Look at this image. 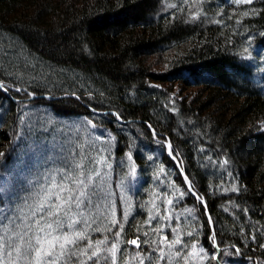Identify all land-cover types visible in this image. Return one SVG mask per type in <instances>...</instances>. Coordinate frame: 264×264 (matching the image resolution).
Instances as JSON below:
<instances>
[{
  "label": "trees",
  "instance_id": "16d2710c",
  "mask_svg": "<svg viewBox=\"0 0 264 264\" xmlns=\"http://www.w3.org/2000/svg\"><path fill=\"white\" fill-rule=\"evenodd\" d=\"M0 86L5 214L102 160L81 264H264V0H0Z\"/></svg>",
  "mask_w": 264,
  "mask_h": 264
},
{
  "label": "snow or ice",
  "instance_id": "6c2138e0",
  "mask_svg": "<svg viewBox=\"0 0 264 264\" xmlns=\"http://www.w3.org/2000/svg\"><path fill=\"white\" fill-rule=\"evenodd\" d=\"M241 2L250 3L251 0H236V3ZM55 148L53 143L49 146V151ZM4 155L0 153V157ZM99 176L100 173L96 172L95 177ZM46 179L49 186L42 189V197L35 206H31L30 213L23 220L20 216L5 214L0 207V214H3V219L0 220V264H81L82 256H88L93 261L98 259V247L88 255L94 247L91 240L87 241L86 247H81L82 242L87 240V229L94 223L93 218L85 213L95 207L94 201L100 198L95 178L87 174L82 163L70 162L63 168L56 169L55 174H49ZM188 192L192 193L190 183ZM168 203L172 204L173 201L169 200ZM3 204V198H0V205ZM117 223L112 222L114 226ZM106 231H111V228H106ZM119 235L117 231L115 236ZM105 243L107 238L96 241L95 245ZM128 243L140 247L137 240ZM173 244L184 247L186 242L177 236ZM192 247L195 248L196 245ZM115 249L116 245L113 243L110 249L113 255ZM211 258L219 259L216 255ZM160 259L165 257L161 256Z\"/></svg>",
  "mask_w": 264,
  "mask_h": 264
},
{
  "label": "rangeland",
  "instance_id": "374dc122",
  "mask_svg": "<svg viewBox=\"0 0 264 264\" xmlns=\"http://www.w3.org/2000/svg\"><path fill=\"white\" fill-rule=\"evenodd\" d=\"M0 87H1L0 89H2L4 91L3 87L2 86H0ZM27 119H28V116L26 115V117H24V119L22 121L23 122L22 123V128L25 127V125L27 123ZM31 120L32 119H30L29 121H31ZM24 141H23V143H24ZM27 144H28V142H27ZM16 159H18V157ZM22 162L17 160L14 164L17 163V164L21 165V164H23ZM105 164H106V161L96 160L90 165V167L93 165L92 168L89 169V171H90L89 175H92L95 178V182L98 185V190H99V193H100L101 198H102L101 201H96L95 200L96 203H95V201H94V203H95L96 206L89 210V211H91V210L95 209V211L97 213V216L104 214L106 212V208H107V211L109 209V199H108L109 192H108V187H107L108 180H107V177H106L107 169L105 171V168L107 166ZM20 168L21 167L16 168V172L17 171L19 172ZM92 169H94V170H92ZM96 172L100 173V176L98 178L95 177V173ZM135 177H136V175L133 173L132 178L134 179ZM4 178H5L4 175L0 174V190L4 187V184H5ZM48 184L49 183L46 184L45 189L49 186ZM40 189H43V183H42L41 186H39L37 189H35L34 192L29 193V196L32 197L34 195V197H35V195H38L37 192L41 191ZM37 198H40V196H38ZM107 200H108V202H107ZM169 211H171V210H169ZM88 212H86V213H88ZM12 215H14V214H12ZM1 218L3 219V217H1ZM128 244H129V246L131 245L130 243H128ZM180 247H181L180 245H174V244H169L168 243V244H165V245H161L160 249H161V252H162L163 256L164 255H166L168 257L169 256H174V259H178L179 258V254H177L176 250L178 248H180ZM188 247H189V245H188ZM188 247L186 248V250L188 252L187 254H188L189 260H191V262L194 261L196 258L200 257L202 255V253H203V251L201 252L200 249L197 250L196 247L195 248L191 247L190 249Z\"/></svg>",
  "mask_w": 264,
  "mask_h": 264
},
{
  "label": "water",
  "instance_id": "95a60500",
  "mask_svg": "<svg viewBox=\"0 0 264 264\" xmlns=\"http://www.w3.org/2000/svg\"><path fill=\"white\" fill-rule=\"evenodd\" d=\"M0 88H1V87H0ZM130 246H132V247H134V248H138V247H136V246H134V245H132V244H131Z\"/></svg>",
  "mask_w": 264,
  "mask_h": 264
},
{
  "label": "bare ground",
  "instance_id": "6f19581e",
  "mask_svg": "<svg viewBox=\"0 0 264 264\" xmlns=\"http://www.w3.org/2000/svg\"><path fill=\"white\" fill-rule=\"evenodd\" d=\"M86 121V120H85ZM32 202H34V201H32ZM184 216V215H183ZM166 218V217H165ZM181 220V219H180ZM186 220V219H185Z\"/></svg>",
  "mask_w": 264,
  "mask_h": 264
}]
</instances>
